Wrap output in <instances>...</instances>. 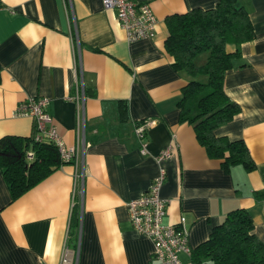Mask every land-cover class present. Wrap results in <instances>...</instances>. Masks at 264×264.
I'll return each instance as SVG.
<instances>
[{"label": "crops", "instance_id": "crops-1", "mask_svg": "<svg viewBox=\"0 0 264 264\" xmlns=\"http://www.w3.org/2000/svg\"><path fill=\"white\" fill-rule=\"evenodd\" d=\"M134 1L155 13L154 38L128 41L101 0H72V10L66 0H0V137L31 136L33 118L14 112L20 101L42 95L64 143L78 146L79 97L85 143L76 164H62L16 199L0 169V264H62L65 249L67 264H159L152 241L130 224L127 203L147 190L161 166L163 223L183 216L190 250L235 208L248 211L264 242V0H239L255 35L226 44L233 56L223 87L241 109L214 131L245 141L251 170L224 169L179 120L187 77L164 47L166 16L219 0ZM142 119L153 121L148 154L133 132ZM166 148L170 155L157 161ZM190 255L179 257L189 262Z\"/></svg>", "mask_w": 264, "mask_h": 264}, {"label": "trees", "instance_id": "trees-1", "mask_svg": "<svg viewBox=\"0 0 264 264\" xmlns=\"http://www.w3.org/2000/svg\"><path fill=\"white\" fill-rule=\"evenodd\" d=\"M165 23L168 35L164 47L174 59L175 70L187 77L178 103L179 120L193 127L208 156L221 159L224 169L234 164L253 169L255 163L243 139L214 133L241 109L224 91V74L233 56L225 46L254 37L247 9L239 0H219L213 8L169 14ZM1 70L0 64V81ZM65 163L70 162L61 159L55 144L36 140L34 133L0 137V169L12 199ZM71 223L74 227L76 222L72 219ZM253 227L246 209L230 210L212 227L208 238L191 250V264H264V242Z\"/></svg>", "mask_w": 264, "mask_h": 264}, {"label": "built area", "instance_id": "built-area-1", "mask_svg": "<svg viewBox=\"0 0 264 264\" xmlns=\"http://www.w3.org/2000/svg\"><path fill=\"white\" fill-rule=\"evenodd\" d=\"M66 1L72 10V0ZM101 3L104 9L111 10L115 14L121 28L126 33L128 41L155 37L157 18L149 3L136 2L134 0H101ZM77 103L82 124V135L78 146H68L60 137L53 117L47 109L49 104L47 96H30L20 101L14 113L16 115L31 116L34 120L35 139L51 141L57 147L63 161L75 162L76 164L79 151H83L85 144L83 99L81 98L80 100L78 97ZM152 122L149 119H142L133 125L134 136L142 154H148L146 130ZM169 155L170 148H166L157 155L156 160L161 162ZM28 157H32L31 152H28ZM165 175L166 170L161 166L158 175L152 179L147 190L138 197L129 200L127 203L129 221L135 231L152 241L153 250L151 255L159 264H191V261L183 262L179 257L182 251L191 254V250L187 245L188 229L184 225L185 218L181 216L178 224L163 223L167 200L160 195V190ZM61 262L62 264L70 263L66 255V249Z\"/></svg>", "mask_w": 264, "mask_h": 264}]
</instances>
